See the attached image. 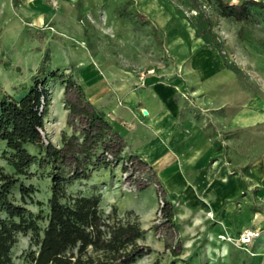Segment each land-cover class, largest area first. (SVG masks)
Returning a JSON list of instances; mask_svg holds the SVG:
<instances>
[{"label": "rangeland", "instance_id": "obj_1", "mask_svg": "<svg viewBox=\"0 0 264 264\" xmlns=\"http://www.w3.org/2000/svg\"><path fill=\"white\" fill-rule=\"evenodd\" d=\"M41 66L57 76L39 74ZM38 75L48 79L50 91L42 133L46 143L66 150L64 160L54 165L43 149L27 146L38 159L27 174H17L10 164L13 151L0 141V167L34 186L25 200L18 189L9 198L40 214L42 228L59 173L68 195H100L106 214L116 211L124 223H141L145 235L138 243L151 250L130 264H264L253 256L254 243L239 247L221 240L219 228H197L205 212L190 207L187 198L191 175L221 158L231 175H257L254 189L240 181L232 198L238 208L234 222L264 230L263 8L251 7L249 17L237 21L222 15L218 0H0V99L6 94L20 99ZM70 103L95 108L109 123L118 109L132 106L145 121L128 116L129 142L108 130L89 153H79L89 122ZM164 111L172 115L165 125H171L173 138L155 150L169 153L151 163L134 146L147 119ZM190 116L196 126L191 129L210 139L209 148L203 144L206 158L194 166L169 148L179 145L190 153ZM105 143L112 144L111 151ZM73 144L77 147L69 150ZM183 187V196L174 190ZM170 205L174 216L168 220L164 206ZM17 238L13 264H27L25 254L36 248L33 233ZM225 247L230 251L224 253Z\"/></svg>", "mask_w": 264, "mask_h": 264}, {"label": "trees", "instance_id": "obj_2", "mask_svg": "<svg viewBox=\"0 0 264 264\" xmlns=\"http://www.w3.org/2000/svg\"><path fill=\"white\" fill-rule=\"evenodd\" d=\"M218 5L223 16L233 17L237 21L247 19L251 7L264 9L263 0H243L241 3L218 0ZM38 73L57 76L56 72H48L45 66H41ZM70 81V87L77 86L80 94L84 95L81 85ZM47 84L48 79L38 75L20 99L9 94L0 99V141L6 142L7 147L13 151L10 164L17 174H27L26 169L38 159L37 155L29 152L27 146L43 149V157L54 165L64 160L66 155L64 148L46 143L42 133L50 99ZM70 105L78 117L86 118L89 122L85 128L86 139L78 148L79 153L87 154L95 140L106 131L113 130V127L95 108L87 109L81 103ZM94 129H97V134L92 136ZM113 135L114 139L121 140L116 132ZM74 147L77 145H71L69 150ZM111 148V143H105L106 152L111 151ZM122 149L123 146H120L119 152ZM135 157H138L137 154H130L129 158ZM124 169L128 170V164ZM81 175L82 172H77L75 177ZM53 181L50 212L47 224L42 228L39 224L42 219L40 214L34 215L24 205L16 204L9 198L13 190L18 189L25 200L35 192L34 186L20 182L15 175L4 172L0 167V264H13L12 248L17 242V236L29 232L33 233L36 248L25 254L27 264H130L151 250L150 246L138 243L145 235L139 221L124 223L116 211L106 214L101 207L100 195H68L63 183L66 178L62 174L55 173ZM173 210L171 205L164 206L168 220L173 218Z\"/></svg>", "mask_w": 264, "mask_h": 264}, {"label": "crops", "instance_id": "obj_3", "mask_svg": "<svg viewBox=\"0 0 264 264\" xmlns=\"http://www.w3.org/2000/svg\"><path fill=\"white\" fill-rule=\"evenodd\" d=\"M117 111V118L114 117L111 121L109 120L110 124L122 140L129 142L126 135L130 134L129 132L132 130V124L130 123L131 125H127L126 119L128 116H131L132 120H136L139 123H143L145 120L133 110L132 106L130 109L125 108L124 111L121 110V108ZM171 117L172 115L169 111H164L154 114L152 118H148L145 122L147 124L146 128L142 129L144 131L142 140L137 142V145L134 146L136 152L146 157L151 163H156L161 159L162 155H167L169 153V150H166L162 155L156 154L155 150L164 147L167 139L173 138L171 125L170 127L165 125L166 118L170 119ZM191 127H196L192 116H190V147H188L190 153L180 151L179 145H171L169 148L173 150L174 154L186 155L187 160L189 159L188 165L194 166L206 158L207 153L202 149L206 144H208L207 147L209 148L210 139L207 138L206 134L203 132L193 130ZM180 176L184 179L182 174ZM191 176L190 186L185 182V186H189L190 188V195L187 197L190 202V207L197 206L205 212L201 217H197L199 223H201L198 224L199 226H197V228L204 226L203 228L207 229L206 227H208V225L211 227L214 226L215 228H219V232H217L218 236L221 234H235L238 236L247 228H260L256 225H241L235 223L234 219L238 208L235 201L232 200V198L239 193V189L242 186L240 181H244V185L249 189H254L258 186L259 180L256 174L252 172L244 176L240 174L231 175L228 172V167L224 165L223 160L221 158H216L209 163L206 168L197 171L196 174ZM184 188L185 187L180 189L175 188L174 190H177L178 194H182L183 196L184 193H187ZM256 216L255 214L253 219H255ZM202 234L206 233L204 232ZM215 234V231L209 232L210 237H215ZM205 243L209 253H211L210 248L212 243L208 238ZM253 243L255 250L253 256L255 260L264 259V234ZM224 250V253H227V251H230V248L225 247Z\"/></svg>", "mask_w": 264, "mask_h": 264}, {"label": "built area", "instance_id": "obj_4", "mask_svg": "<svg viewBox=\"0 0 264 264\" xmlns=\"http://www.w3.org/2000/svg\"><path fill=\"white\" fill-rule=\"evenodd\" d=\"M263 231L264 230L261 228H247L243 230V232L239 234L237 237L229 234L228 235L221 234L219 235V238L223 241H228L234 245L244 248L252 244L256 239L260 238Z\"/></svg>", "mask_w": 264, "mask_h": 264}]
</instances>
